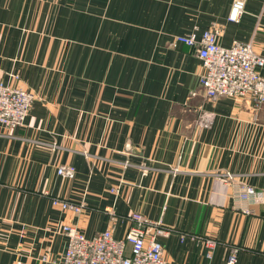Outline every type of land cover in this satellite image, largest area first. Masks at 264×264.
Here are the masks:
<instances>
[{
    "label": "crops",
    "instance_id": "crops-1",
    "mask_svg": "<svg viewBox=\"0 0 264 264\" xmlns=\"http://www.w3.org/2000/svg\"><path fill=\"white\" fill-rule=\"evenodd\" d=\"M232 4L0 0V80L36 96L23 126L0 125V264H55L62 225L122 238L134 212L168 230L165 264H226L235 249L236 264H264V105L206 99L201 59L176 41L217 26L223 46L253 41L264 56V0H247L239 23Z\"/></svg>",
    "mask_w": 264,
    "mask_h": 264
},
{
    "label": "built area",
    "instance_id": "built-area-1",
    "mask_svg": "<svg viewBox=\"0 0 264 264\" xmlns=\"http://www.w3.org/2000/svg\"><path fill=\"white\" fill-rule=\"evenodd\" d=\"M247 0H233L229 21L239 23L246 11ZM220 28L212 26L198 36L196 32L180 35L176 38L192 48L201 59L205 72L200 77V88L208 100L222 98L251 99L253 107L264 105V56L255 51L253 41L235 40L230 47L220 43ZM16 81L18 74L11 76ZM36 100L35 94L21 86L0 80V124L9 129L23 126ZM208 122L211 115H204ZM205 125L206 122H203ZM56 148V145H52ZM125 167L130 166L125 161ZM174 173L178 169L173 170ZM58 175L73 179L76 168L61 165ZM218 178L227 183L237 184V176L228 171L216 173ZM115 191V190H113ZM255 190L242 186L239 194L242 198L254 196ZM55 207L75 214L82 212V205L69 202L61 197H53ZM112 221L118 218L114 210H108ZM132 226L122 238L115 237L112 228H107L94 237H88L76 226L64 224L62 233L68 239L67 249L61 260L55 264H165L164 248L159 236L168 234L161 221H154L145 215L134 212L129 217ZM214 248L215 243L208 241ZM237 249L233 250L226 264H236Z\"/></svg>",
    "mask_w": 264,
    "mask_h": 264
},
{
    "label": "rangeland",
    "instance_id": "rangeland-1",
    "mask_svg": "<svg viewBox=\"0 0 264 264\" xmlns=\"http://www.w3.org/2000/svg\"><path fill=\"white\" fill-rule=\"evenodd\" d=\"M19 76H20V74H18ZM0 125H2V126H4L3 124H0ZM5 128H7L6 126H4ZM21 127V126H20ZM18 128V127H17ZM8 130H9V128H7ZM16 129V128H15ZM10 130H13V129H10ZM52 142H54V143H52V145H56L57 147H58V144H57V142H55L54 140L52 141ZM60 148H61V146H60ZM62 165H65V164H62ZM61 166V165H60ZM58 168H59V166H58ZM58 168H57V170H58ZM58 174V173H57ZM54 197V196H53ZM52 197V198H53ZM77 204V203H76ZM82 206H84L82 203H80ZM82 211H83V207H82ZM116 220H118V218L116 219ZM71 225H73V224H71ZM63 226V225H62ZM75 226V225H74ZM77 227V226H76ZM78 228V227H77ZM61 229H62V227H61ZM79 229V228H78ZM80 230V229H79ZM81 231V230H80ZM61 232H62V230H61ZM82 232V231H81ZM83 233V232H82ZM63 234V233H62Z\"/></svg>",
    "mask_w": 264,
    "mask_h": 264
}]
</instances>
